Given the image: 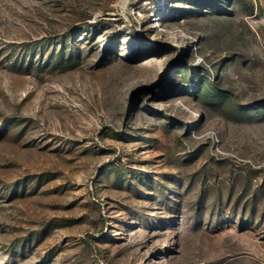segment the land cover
<instances>
[{
    "label": "rangeland",
    "instance_id": "obj_1",
    "mask_svg": "<svg viewBox=\"0 0 264 264\" xmlns=\"http://www.w3.org/2000/svg\"><path fill=\"white\" fill-rule=\"evenodd\" d=\"M0 264H264V0H0Z\"/></svg>",
    "mask_w": 264,
    "mask_h": 264
}]
</instances>
